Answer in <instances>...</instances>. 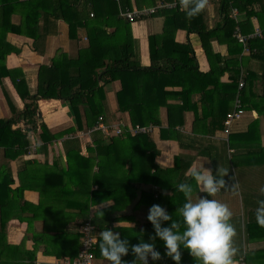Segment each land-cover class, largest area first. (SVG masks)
Instances as JSON below:
<instances>
[{"label": "trees", "instance_id": "trees-1", "mask_svg": "<svg viewBox=\"0 0 264 264\" xmlns=\"http://www.w3.org/2000/svg\"><path fill=\"white\" fill-rule=\"evenodd\" d=\"M15 1L0 0V80L2 76H10L13 79L25 107L23 110L17 111L10 105L15 116L9 119H0V146H4L7 156L22 155L27 151L26 147L30 145L28 132L24 133L20 128L14 129L12 125L24 115L27 128L29 130L36 129L39 99L64 100L69 105L75 121L74 126L55 135L49 134L50 136H45L49 130L42 123L41 138L52 140L62 137L66 133L76 134L77 131L96 125L99 117L105 114V85L115 80L121 82V89L116 93L118 111L128 112L133 125L160 126L162 139H169V135L175 131L173 129L176 125V122L173 121L174 116L183 117L184 112L193 106L188 104V97L198 90L203 95L201 97L202 112L197 120L207 119L210 120V123L217 124L215 128L224 127L226 115L231 110L228 106L239 91L241 63L238 56L245 48V45L235 37L236 26L240 25L244 31L250 18L256 16L261 27L264 28L263 0H220V11L224 16L223 23L212 29H209L204 23L196 26L195 20L202 18V13L187 18L184 10L161 9L154 15L165 17L164 29L160 35H150L151 64L143 66L140 62L136 39L132 34V22L140 19L131 20L120 15V11H125L127 10L126 6H130V0L127 1V5L124 0H109L111 5L105 8L96 5L101 0H86L90 9H71L73 1L78 0H27L23 1V22L18 25L11 22V16L15 12L14 6H16V4L14 6L12 4ZM49 2H59L61 5L52 9H42L37 6L38 3ZM65 4L67 5L63 6ZM150 4L155 5L156 1L153 0ZM257 4L260 5V9H256ZM233 8L246 13L244 21L240 24L231 18ZM41 19L44 23L48 19H64L69 23L71 38L75 37L77 28H86L88 41L76 56L72 57L61 52L52 58L51 64L42 65L39 70L36 93H32L21 70L6 67L8 54L20 51L7 41V34L10 31L18 34L25 33L34 37L36 41L43 34L42 27L39 26ZM183 27L189 32L197 31L200 34L204 50L210 60L209 71L199 70L191 43L175 41L177 30ZM220 35L225 36L230 45L231 58L229 59L214 51L212 40L216 37L219 38ZM260 41L262 39L249 38L246 41V46L253 51ZM233 46L237 47L236 50H232ZM233 51L236 54H233ZM221 63L224 65L221 66ZM226 70H230L232 77L231 84L226 85L230 87L229 90L225 89V85L220 81V76ZM242 78L244 79V76ZM254 79L257 78L254 73H251L244 80L248 84ZM196 81L200 83L198 88L192 86V83ZM179 85L182 86V90L179 92L167 89L169 86ZM245 86L240 90L243 103L246 105L245 108L257 110V99H254V94ZM218 92L221 95L217 100L214 96ZM176 97L183 99L181 104L170 102ZM216 102L224 105L222 111H217ZM162 107L167 108L168 125L166 128L162 127L160 116ZM218 116L220 120L216 122ZM178 123L182 124L181 121ZM173 135L178 137L180 133ZM92 136L94 146L87 147L89 152L87 156L81 153L83 143L80 137L75 136L64 141L68 168L62 169L61 173L71 177L72 180L76 179L70 188L74 195H83L86 201L87 210L82 217L81 224L91 220L96 226L97 233L99 229L111 228L116 217L92 216L89 214L90 205L113 200V210H119L126 208L137 196L139 199L135 207L147 206L149 212L152 205L158 204L164 207L173 219L182 220L176 211L186 201L183 193L179 191L178 185L180 183H187L191 186L194 184L192 176H186V172L193 162L192 157L178 155L175 157L174 167L163 168L156 162L160 152L150 134L131 135L125 132L122 135H109L98 130ZM179 140L182 144L181 135ZM14 148H18L16 154H10L9 151ZM246 156L249 155L246 154ZM250 156L253 164L264 165V147L259 151H253ZM210 158L214 161V156H210ZM232 161L236 162V158H233ZM141 184H149L151 187L144 189L141 188ZM24 188L23 186L20 189ZM83 204L82 202L81 210L84 211ZM255 209L249 214L248 222L245 224L246 229L251 226L262 227L256 222ZM170 223L171 221L165 222L164 226H168ZM118 231L121 238H126L130 244H138L140 241L143 242L155 236L154 228L147 217L142 225L137 224L133 228H123ZM181 231H183V227H181ZM74 235L77 246L73 250L71 258L78 255L82 245L83 234L80 230ZM154 244L156 250L161 252L162 258H165L164 242L156 238ZM96 249L95 257L101 254L100 249ZM187 254L189 251L181 248V256ZM161 260L156 262H161Z\"/></svg>", "mask_w": 264, "mask_h": 264}, {"label": "crops", "instance_id": "crops-1", "mask_svg": "<svg viewBox=\"0 0 264 264\" xmlns=\"http://www.w3.org/2000/svg\"><path fill=\"white\" fill-rule=\"evenodd\" d=\"M23 1L27 0H16L12 4V6L16 4L14 6L15 12L11 16V22L15 25L23 22ZM127 1L124 0L126 5ZM151 1L153 0H130V6H126V8L152 6ZM155 1L157 3L161 0ZM59 4L61 5L59 2H49L38 3L37 6L42 9H52L58 7ZM96 5L105 8L111 4L109 0H101ZM88 7L90 6L86 0L73 1V5L70 6L71 9H90ZM255 7L260 9L259 4ZM201 13L202 18L195 20L196 26L204 23L209 29H212L223 23L224 16L220 11V0H207L206 8ZM245 15V12H240L238 9H236V13L233 12V9L231 11V18L237 24L244 21ZM164 22L165 17L161 15H151L132 22V34L136 39L140 62L143 66L151 64L149 37L153 34H162ZM39 24L43 34L36 41L34 37L25 33L18 34L10 31L7 34V41L20 51L8 54L6 67L21 70L32 93H36L39 70L42 65L51 64L52 58L61 52L72 57L76 56L77 52L87 45L88 41L86 28L83 27L77 28L75 37L71 38L69 23L64 19H48L45 23L41 19ZM237 28H240L243 35L251 36L250 39H262L256 44L253 51L245 45L243 52L238 56L241 63L240 76H244L245 79L254 73L257 78L250 81L249 85L244 80L247 84L245 87H248L249 91L254 94V99H257V110L246 109L241 95L245 113L234 122L230 133L226 134L225 126L215 128L217 124L210 123V120H197L202 112L201 97L203 95L198 90L188 97V104L193 106L184 112L183 117L174 116L173 121L176 122V125L173 129L175 131H172L169 139L161 138L160 126H155L151 136L160 152L156 162L163 168L174 167L175 157L185 155L193 158L186 176L191 175L192 169L203 170L204 167L210 169L214 174L218 170L220 175L228 172L224 177L227 188L221 189L211 197L207 193H201L194 181L192 200L196 201L200 196H203L227 204L233 213L230 222L235 228L233 238V246L236 248V254L233 258L234 264H264V227L251 226L246 229L244 224L241 226V218H249V214L253 211V208H249L244 202H254L255 196L258 197L252 188L253 181L256 180L261 188L264 185V165L253 164L250 156L253 151H259L264 147V28L261 27L256 16L250 18L244 27V31L240 25H237ZM175 41L191 43L199 70L202 72L210 70V60L197 31L189 32L184 27L180 28L175 34ZM212 45L215 52L221 53L225 58H231L229 54L230 45L225 36L220 35L219 38H214ZM236 48L233 46L232 50H236ZM220 65L223 66L224 63ZM220 81L225 85V89H230L226 86L232 82L230 70H226L220 76ZM199 84L196 81L192 83V86L198 88ZM105 89L106 107L103 115L105 122L110 124V122L123 121L131 124L129 113L118 111L116 93L121 89L120 80L105 85ZM167 89L179 92L182 90V86H169ZM220 95L218 92L214 98L218 100ZM182 101L181 97H176L170 102L181 104ZM216 104L217 111H222L224 105L217 102ZM10 105L17 111H21L25 107L13 79L10 76H2L0 80V119H9L15 116ZM38 106L39 115L36 129L29 130L27 128L24 115L12 125L14 129L20 128L24 133L28 132L30 145L26 147L27 151L22 155L7 156L4 146H0V264H56L63 259H73L71 255L77 246L74 233L79 231L82 217L87 210L85 197L78 194L74 195L72 188H70L76 179L72 180L71 177L61 173L62 169L68 168L64 145L68 134L52 140L41 138L42 123L49 130L45 136L55 135L75 125L70 107L61 99H39ZM234 107L235 99L228 108H231L230 111H232ZM160 116L162 127L166 128L168 125L166 107L161 108ZM210 119L214 121L212 118ZM219 120V116L216 117V122ZM179 121L182 122L181 125L178 123ZM220 123L222 124V121ZM85 130L77 131V133ZM178 133L181 135L182 144L179 140L180 135L178 137L173 135ZM80 138L83 143L81 153L87 156L89 155L87 147L94 146L93 136L92 134L84 135ZM17 150L18 148H14L9 153L16 154ZM210 156H214V161L211 160ZM233 158H236V162L232 161ZM95 169H97L96 166ZM234 184L235 190H232L231 187ZM23 186L25 188L21 190L20 188ZM150 187L149 184H141V188L149 189ZM237 187H240V193ZM259 195L261 196L259 200L264 199V193L260 191ZM138 199L139 196L126 208L119 210H113V200L99 202L95 205L91 204L89 214L96 217H116L110 228L116 232L123 228H133L137 224H144L148 214L147 206L135 207ZM82 202L84 203V211L81 210ZM99 206L101 207L99 208ZM100 231L102 230L99 229ZM98 233L96 248H99ZM98 248L96 250H99ZM181 257L180 264H197L190 253ZM122 259L131 262L134 259L131 250ZM95 261L97 264H109L101 254L96 255ZM150 261L151 259H149V264H175V261L167 256L162 258L161 262Z\"/></svg>", "mask_w": 264, "mask_h": 264}, {"label": "clouds", "instance_id": "clouds-1", "mask_svg": "<svg viewBox=\"0 0 264 264\" xmlns=\"http://www.w3.org/2000/svg\"><path fill=\"white\" fill-rule=\"evenodd\" d=\"M178 2L185 10L187 18L200 14L207 4V0H178ZM227 173L220 175L218 170L214 174L205 167L203 170L194 168L190 172L199 191L207 193L210 197L227 188L224 179ZM178 189L183 193L186 201L176 211L182 220L173 219L164 207L158 204L152 205L147 219L154 228V237L140 241L138 244H130L126 238H121L119 232L108 227L98 233L100 253L109 264H149V259L153 262L160 261L162 255L156 250L154 244L156 238L164 242V255L175 261V264L181 262V248L187 249L197 264H234L235 228L230 222L233 213L228 205L203 196L193 201V188L187 183H180ZM231 189L235 190V184ZM260 191L264 193V188ZM255 218L256 222L264 227V199L257 201ZM169 221L171 223L164 226L165 222ZM130 250L134 259L131 262L123 260L122 257L127 256Z\"/></svg>", "mask_w": 264, "mask_h": 264}, {"label": "built area", "instance_id": "built-area-1", "mask_svg": "<svg viewBox=\"0 0 264 264\" xmlns=\"http://www.w3.org/2000/svg\"><path fill=\"white\" fill-rule=\"evenodd\" d=\"M161 9H180L184 10L180 7V4L177 0L173 1H159L155 5L148 6V7H141V8H134V9H127L125 11H120V15L122 17H126L128 19H143L145 17L154 15L158 12V10ZM233 12L236 13V9L233 8ZM93 16V14H91ZM258 31L256 32V34ZM235 37L237 40L243 45H246V41L251 38V36H245L241 33L240 28H237L235 31ZM245 86V81L241 77L239 80V91L235 98V107L232 111L228 112L225 118V133L229 134L231 131V128L235 121L240 119L243 114L245 113V109L242 105L241 100V92L240 90ZM155 126L150 125H133V124H127L123 121L119 122H110V124H107L105 122L104 116L99 117V121L96 125H94L92 128H88L84 132H80L77 134H68L67 138L72 137H82V136H89L93 134L96 131H102L104 134L109 135H122L125 132L130 133L131 135H137V134H152L154 131ZM80 232L83 234L82 237V245L80 248V251L78 255L73 259H63L56 264H97L96 263V257H95V249L97 246V232H96V226L91 222V220H88L81 224L80 226Z\"/></svg>", "mask_w": 264, "mask_h": 264}, {"label": "rangeland", "instance_id": "rangeland-1", "mask_svg": "<svg viewBox=\"0 0 264 264\" xmlns=\"http://www.w3.org/2000/svg\"><path fill=\"white\" fill-rule=\"evenodd\" d=\"M87 130V129H86ZM252 188L254 189V191H255V194L257 193L258 194V197L257 196H255V201L254 202H244V204L246 205V206H248L249 208H253V209H255V208H257V201L261 198V196L259 195V193H260V188H261V186H260V184L259 183H257V181L256 180H254L253 181V184H252ZM263 188H264V185H263ZM237 189H238V192L240 193V187H237ZM242 189V188H241ZM256 210V209H255ZM248 219L249 218H247V219H245L244 217H242L241 218V226L244 224H246L245 223V221L246 222H248Z\"/></svg>", "mask_w": 264, "mask_h": 264}]
</instances>
